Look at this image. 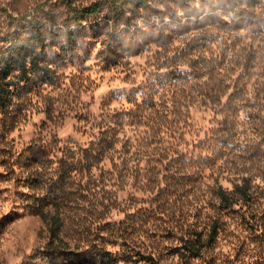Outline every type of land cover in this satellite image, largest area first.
Returning a JSON list of instances; mask_svg holds the SVG:
<instances>
[{
    "label": "rangeland",
    "instance_id": "obj_1",
    "mask_svg": "<svg viewBox=\"0 0 264 264\" xmlns=\"http://www.w3.org/2000/svg\"><path fill=\"white\" fill-rule=\"evenodd\" d=\"M119 1L0 0V264H264V0Z\"/></svg>",
    "mask_w": 264,
    "mask_h": 264
},
{
    "label": "trees",
    "instance_id": "obj_2",
    "mask_svg": "<svg viewBox=\"0 0 264 264\" xmlns=\"http://www.w3.org/2000/svg\"><path fill=\"white\" fill-rule=\"evenodd\" d=\"M146 3H147V0H136L135 2V4L138 7L140 6L145 7ZM132 4H134L132 0H121L119 1L118 5L115 4V7H116L115 9L116 11L119 12V14H122V13L127 12L126 10L131 9ZM99 5L100 4L96 2L88 7L69 8L68 13L70 15L71 21L75 24L81 25L82 22L87 21L90 17H92L99 11V7H100ZM26 18L27 17L25 16L24 19ZM33 29L35 33L38 34L39 32L38 23L36 22L33 23ZM11 50L13 51L11 52L13 54L15 53L18 55L22 54V48L14 47V44L12 42H10V48L7 49V53ZM5 54H2L0 56L2 57L1 58L2 62L3 61L8 62V63L6 62L7 64H4L3 67H0V98L4 94V91L6 90L7 84L4 81H5V78L9 75V66L11 65V57H14V56H10V57L7 56V58H4ZM16 65L18 69H20V71H24L25 66H26L25 59H23V61L21 59V62L20 63L18 62V64ZM29 184L30 185L35 184L34 180L33 179L29 180ZM232 192L237 193L241 197H246L247 196L246 185L245 184L240 185V186L237 185L234 187ZM217 195L222 205H225V206L229 205L230 200H229V197L226 191L220 189ZM58 229H59L58 226L51 228L50 240L47 242L45 246L43 258L48 261L47 262L48 264H97L95 260L93 262H87L86 260H83L84 258L81 255L69 250L67 246H64L63 242L56 235V232L58 231ZM101 257L102 259L98 264H104V261H107L110 264H114L116 262L115 261L116 259L112 258L108 252L103 254ZM150 264H154V263H150Z\"/></svg>",
    "mask_w": 264,
    "mask_h": 264
}]
</instances>
